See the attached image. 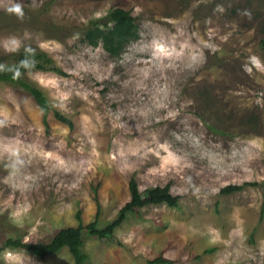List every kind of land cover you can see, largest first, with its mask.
I'll return each mask as SVG.
<instances>
[{
    "label": "rangeland",
    "instance_id": "obj_1",
    "mask_svg": "<svg viewBox=\"0 0 264 264\" xmlns=\"http://www.w3.org/2000/svg\"><path fill=\"white\" fill-rule=\"evenodd\" d=\"M115 8L139 28L121 58L28 16L83 28ZM0 12L16 16L0 26L1 53L43 51L64 73L27 74L47 115L0 83V247L105 226L134 178L141 193L171 185L179 206L129 214L115 231L122 246L84 232L90 264H264V0H0ZM0 264L75 261L69 249L44 259L6 249Z\"/></svg>",
    "mask_w": 264,
    "mask_h": 264
},
{
    "label": "trees",
    "instance_id": "obj_2",
    "mask_svg": "<svg viewBox=\"0 0 264 264\" xmlns=\"http://www.w3.org/2000/svg\"><path fill=\"white\" fill-rule=\"evenodd\" d=\"M28 16L31 23L35 26L45 27L56 36L58 34L63 36L79 35L91 47H102L110 57L114 58H121L126 48L139 38V28L135 17L130 12L121 8L112 9L104 19L92 22L83 28H66L53 24L48 20L44 21L45 13L41 12L38 14H33L32 12ZM15 18L16 16L13 13L0 12V26L10 25L15 22ZM261 47L264 50V40L261 42ZM32 72H56L61 75L64 74L54 65L53 59L46 52L29 47L12 53L0 52V83L11 85L26 92L33 98L42 112L47 115L51 112L49 100L35 84L26 79L27 74ZM54 116L59 122L68 125L70 128L73 127V123L60 113L54 112ZM46 127L48 128L47 123ZM250 185L253 184L228 186L223 188L221 193L224 195L238 193ZM129 191L130 201L119 211L115 220L103 227H100L95 221L86 226L80 224L77 228H65L60 230L52 241L47 244H29L24 243L20 239L10 238L3 241L0 253L6 249L25 250L44 259L48 256L59 254L63 249H69L74 257L75 264H90V258L84 250V232L89 237L122 246L115 236V231L126 221L129 214L135 213L138 209L147 206L166 205L171 208L179 206V197L172 195L171 185L150 188L141 193L136 180L132 178L129 182ZM95 194L97 195L96 190ZM77 218L81 221L80 211L77 213ZM212 251L208 250L205 253ZM149 264H174V261L159 257L150 261Z\"/></svg>",
    "mask_w": 264,
    "mask_h": 264
},
{
    "label": "clouds",
    "instance_id": "obj_3",
    "mask_svg": "<svg viewBox=\"0 0 264 264\" xmlns=\"http://www.w3.org/2000/svg\"><path fill=\"white\" fill-rule=\"evenodd\" d=\"M9 11L15 12L18 15H21V16L23 15L22 6L20 4H16L13 8L9 9ZM22 63H24V62H22Z\"/></svg>",
    "mask_w": 264,
    "mask_h": 264
}]
</instances>
